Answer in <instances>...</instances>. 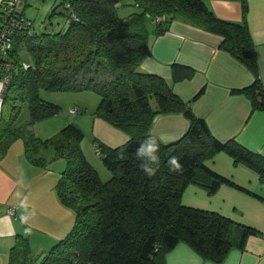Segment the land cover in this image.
Returning a JSON list of instances; mask_svg holds the SVG:
<instances>
[{"label": "trees", "instance_id": "16d2710c", "mask_svg": "<svg viewBox=\"0 0 264 264\" xmlns=\"http://www.w3.org/2000/svg\"><path fill=\"white\" fill-rule=\"evenodd\" d=\"M120 1L72 0L75 19H69L64 29L36 33L17 28L13 33L7 58L12 67L1 92L0 157L20 137L27 159L46 165L39 151L52 147L55 157L66 160L56 194L75 212V223L42 255L32 252L28 236L16 233L7 264H166V253L179 241L202 258L221 262L232 247H243L246 236L261 234L217 211L184 204L182 194L190 183L210 195L225 183L264 199V194L236 184L207 163L225 151L234 165L244 164L264 182V154L234 138L220 140L213 135L190 105L203 88L189 101L173 91L171 83L191 78L194 67L172 62L170 80L140 69L151 52L150 32L162 34L172 20L180 19L220 36L219 47L253 74L249 85L231 92L245 94L252 109L264 110V84L246 20V0H241L239 21L218 17L207 0H132L138 9L125 16L117 13ZM21 49L30 53L31 60L20 57ZM41 91L93 92L99 100L92 114L127 133L128 139L117 146L93 140L109 170L107 179L102 180L84 156L80 145L84 133L75 123L68 122L45 139L32 135L27 124L16 123L23 107L29 111L28 122L59 112ZM171 112H181L189 125L176 140L161 142L158 171L149 177L139 167L136 150L153 135L154 117ZM121 148L125 159L118 158ZM173 156L183 165L182 173L169 171Z\"/></svg>", "mask_w": 264, "mask_h": 264}, {"label": "crops", "instance_id": "0c3cea01", "mask_svg": "<svg viewBox=\"0 0 264 264\" xmlns=\"http://www.w3.org/2000/svg\"><path fill=\"white\" fill-rule=\"evenodd\" d=\"M246 2V20L256 45L259 76L264 84V0ZM207 3L220 18L233 21L242 18L241 0H207ZM150 29L153 30V24ZM220 39L215 33L174 19L164 33L154 35L150 32L151 52L142 60L140 69L170 80L172 62L194 67L191 78L171 83L173 91L189 101L203 88L190 105L197 116L206 120L213 135L220 140L234 138L247 148L264 154V110L252 109L245 94L231 92L233 88L249 85L253 74L244 63L219 47ZM1 92L0 81V115ZM91 120L98 140L117 146L128 139L126 133L100 117L93 116ZM188 125V119L181 112L161 113L154 117L151 133L163 142H171L179 138ZM14 161L0 162V264L8 263L15 234L30 235L33 221L49 223L52 236L56 238L66 233L63 231L73 222L69 208L62 204L54 190L60 174L54 181L34 178L25 182L20 173L24 165L16 166L12 164ZM207 163L236 184L264 194V182L259 180L258 174L244 164L234 165L227 152L216 153ZM104 175L108 178L110 173ZM182 202L217 211L255 227L261 234L246 236L243 247H232L221 262L204 259L186 242L179 241L166 253V264H264V199L225 183L210 195L190 183L183 191ZM30 242L39 244L37 249H41L44 240L36 234Z\"/></svg>", "mask_w": 264, "mask_h": 264}, {"label": "rangeland", "instance_id": "374dc122", "mask_svg": "<svg viewBox=\"0 0 264 264\" xmlns=\"http://www.w3.org/2000/svg\"><path fill=\"white\" fill-rule=\"evenodd\" d=\"M68 1L71 2L72 0H23L21 8H23L25 18L30 19L31 21L30 31L40 33L42 31H57L64 29L66 27V24H68L69 22V10L64 5ZM137 9V6L132 2V0H122L117 5V13L120 16H125L133 11H136ZM151 25L152 23L149 22L148 27L150 28ZM19 54L20 57L25 61L31 60V55L26 49H21L19 51ZM41 96L43 99L57 104L59 106V112L40 118L33 122H28L30 121L29 111L26 107H23L19 111V114L16 118V123L27 124L31 134L42 139L52 136L68 122L75 123L81 128L84 133V137L80 143L84 156L95 169L98 176L102 180H105L107 177H105L106 175L104 174H109V170L104 165L103 161L96 151V148L93 145L96 144V142H94L93 140L98 139L94 135L91 120L93 116L97 117L92 113L98 103L99 97L93 92L50 91H41ZM152 103L154 102L152 101ZM7 106L8 105L6 103L5 110L7 109ZM75 106L79 107V110L76 113L70 112V107ZM11 113L12 110L10 114ZM39 154L44 157L46 165H36L31 163L27 159L24 153L23 140L19 137L10 144L7 149V153L0 157V162L8 163V161L15 160L12 164L19 167L24 165V168H21L20 173L23 177V181L25 182H29L30 179L34 178H41L46 181H54L55 176H57L58 178V175L61 174V170L66 167V160L63 157H55L52 147H43L42 149H40ZM54 190L56 191L55 187ZM64 206L69 208V215H73V222L70 223L71 225L69 229L67 228L68 230L65 229V231H63V233H66H61V235L63 234L61 237L56 238L55 236H52L51 230L49 229V223L37 221H33L32 223H30L32 227V230L29 231L30 235H28V233L24 234L28 236L29 242L30 239H34L36 234L38 235V237H41L44 240V242L42 243L43 246H40V248L43 250L37 249V246L39 244L34 245L30 242L31 250L34 254L37 255V253L39 252L48 251L61 238H63L74 225L75 212L71 207H68L66 205ZM12 211H14V209Z\"/></svg>", "mask_w": 264, "mask_h": 264}, {"label": "built area", "instance_id": "2783aa9c", "mask_svg": "<svg viewBox=\"0 0 264 264\" xmlns=\"http://www.w3.org/2000/svg\"><path fill=\"white\" fill-rule=\"evenodd\" d=\"M0 2V69L2 74L0 81L3 88L8 82V74L12 67L8 62V57L13 47V33L17 28H24L27 32H31V21L21 14L23 0H1ZM70 3L68 1L64 5L69 10V19H75ZM70 112L76 113L77 107H70ZM93 145L97 147L96 144Z\"/></svg>", "mask_w": 264, "mask_h": 264}, {"label": "clouds", "instance_id": "9594fccd", "mask_svg": "<svg viewBox=\"0 0 264 264\" xmlns=\"http://www.w3.org/2000/svg\"><path fill=\"white\" fill-rule=\"evenodd\" d=\"M162 138L153 135L147 136L136 150V158L140 161L139 167L145 175L154 176L159 168L160 157L158 155ZM119 159H125L123 148L118 152ZM169 171L173 173H182L183 165L177 157H170L168 160Z\"/></svg>", "mask_w": 264, "mask_h": 264}]
</instances>
